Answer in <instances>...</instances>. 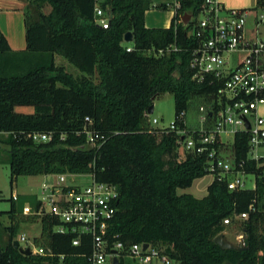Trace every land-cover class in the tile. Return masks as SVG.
I'll return each mask as SVG.
<instances>
[{"label":"trees","instance_id":"16d2710c","mask_svg":"<svg viewBox=\"0 0 264 264\" xmlns=\"http://www.w3.org/2000/svg\"><path fill=\"white\" fill-rule=\"evenodd\" d=\"M204 1L103 0L110 16L103 28L96 22L95 0H30L37 17L27 15L25 50H12L0 29V133L9 134L0 147L10 156L12 186L20 175L91 172L116 185L120 196L110 229L116 241L165 246L180 264H264V158L249 156L247 131L235 133L233 157L237 165L243 162L238 170L255 174L254 188L231 190L227 176L216 175L203 198L178 193L209 173L206 154L185 149L181 158L184 138L178 132L187 129L192 96L216 92L192 78L193 21L182 22L185 14L196 17ZM257 6L264 9V0ZM153 7L174 9L169 27L146 26L145 13ZM129 31L134 41L126 43ZM171 44L179 49L158 55ZM56 55L77 73L57 64ZM167 93L174 97V128H155L149 109ZM17 104L33 105L34 111L17 112ZM87 117L89 127L105 136L100 147L87 143ZM34 133L51 138L36 141ZM217 144L223 151L220 138ZM28 200L36 203V197L12 196L11 209L0 211L12 222L6 227L10 242L0 245V264H91L90 247L74 246L71 234L52 232L58 221L46 217L35 243L56 256L24 255L14 248L21 223L30 220L22 213ZM243 213L245 248L221 247L214 238L223 232L224 219Z\"/></svg>","mask_w":264,"mask_h":264},{"label":"built area","instance_id":"2783aa9c","mask_svg":"<svg viewBox=\"0 0 264 264\" xmlns=\"http://www.w3.org/2000/svg\"><path fill=\"white\" fill-rule=\"evenodd\" d=\"M102 1L95 0L96 22L103 28H108L110 16L101 7ZM251 12V9L246 8H227L221 0H205L198 14L200 16L194 21L192 17L193 24L189 32V36L196 42L191 50L192 78L198 83L207 82L216 87L210 109L200 107V111L206 112L201 120L212 118L215 121L207 129H182L178 132L183 135L184 149L206 154L207 170L214 177L227 176L231 190L246 188L245 181L239 176L245 173L237 169L238 166H243V162L237 165L233 156H223V151L217 144L219 138L222 143L226 142L223 134L232 133L235 136L239 130L247 131L250 135L249 156L256 160L264 158V155L257 152L264 147V116L260 113V108L264 106V36L259 38V27L264 25V14L256 15V36L248 39L247 23ZM178 49L171 44L159 49L158 55ZM180 116L184 117L185 113ZM245 118L249 121L250 128H247ZM86 122L87 143L100 147L106 140L105 136L89 128V117ZM157 122L156 118L150 121L151 124ZM32 138L47 141L51 135L34 133ZM67 174H59L56 183L44 182L36 203H25L22 213L40 221L42 219L41 223L45 217L57 220L58 223L52 226V232L71 234L74 246H89L90 253L86 256L91 264H114L115 257L120 264L123 259L131 264H153L154 259L159 264L174 263L164 252L165 246L147 243L145 248L146 243L124 244L112 238L110 229L120 196L116 185L98 181L93 172L85 173L92 177L87 184L67 183ZM230 174L234 177L232 180L229 178ZM12 196L14 200L18 199L17 194ZM246 216V213L241 214V217ZM224 223H231V219H224ZM16 240L23 249L29 247L31 255L56 256L51 248L39 245L35 240L34 244H29L30 239L26 233H21Z\"/></svg>","mask_w":264,"mask_h":264},{"label":"rangeland","instance_id":"374dc122","mask_svg":"<svg viewBox=\"0 0 264 264\" xmlns=\"http://www.w3.org/2000/svg\"><path fill=\"white\" fill-rule=\"evenodd\" d=\"M176 0L166 1V4L174 3ZM221 2L227 8H246L251 9V16L248 19L247 23V35L248 39H254V26H255V18L256 15L261 16L264 14V9L257 6V0H221ZM155 5L156 3L153 2ZM165 3V2H164ZM162 4V3H157ZM32 15L37 17L36 10L32 8ZM48 11V8L44 9ZM151 15L153 17H158V19H165L167 14H171V19L174 16L173 8H158L153 7L149 9ZM30 13V11H29ZM197 15L196 17H199ZM196 17H193V21ZM264 36V25L259 27V38H263ZM127 43V42H126ZM241 56V55H240ZM59 65H63L69 72L77 73V69L67 62L63 57L58 56ZM213 96L209 95H193L186 111V126L188 130H200L207 129L209 126L214 124V119H209L207 121H202V115L206 114V112L200 111V107L203 106L207 109H210L211 104L213 102ZM15 111L21 113H32L34 111L33 105H25V104H17L15 106ZM208 113V112H207ZM260 113L264 116V106L260 108ZM175 104L174 97L172 94L167 93L159 98H157L154 102V111L149 114V119L156 118L158 119L157 123H152V126L155 128H171L175 121ZM90 128V127H89ZM8 133H0V143L5 146L3 141L8 139ZM223 138L226 141L224 143L223 156L226 158H232L233 149H234V135L232 133L223 134ZM184 147H181V158H184ZM258 154L264 155V147L258 149ZM184 153V154H183ZM10 156L7 151L0 147V211H9L11 209V197L14 194H17L18 197H40L41 186L44 182L56 183L59 180V174H46V175H20L13 186L11 184L10 179V165H9ZM213 174L207 173L206 175L197 178L192 185V191L195 197L203 198L207 195L208 186L210 182L213 181ZM245 181L246 188H254L256 176L255 174H240L239 175ZM229 178L232 180L234 177L232 174L229 175ZM92 177L89 174H70L68 173L66 176L67 183H81L87 184L90 182ZM182 192L183 190L180 189ZM31 203V200L26 201V203ZM32 204V203H31ZM244 217H236L234 221H231L229 224H224L223 233L227 236V238L241 245L244 240V231L242 229V221ZM42 219L41 221L38 219L30 218V220H26L21 223L16 238L18 239L21 233H26L30 239L29 244H34L33 240L36 237H41L42 235ZM12 222L10 221L7 214L0 216V245L6 246L10 242L9 232L6 227L9 226ZM57 229V228H55ZM25 244V243H22ZM153 264H159V261L154 259ZM173 264H177L174 262Z\"/></svg>","mask_w":264,"mask_h":264},{"label":"crops","instance_id":"0c3cea01","mask_svg":"<svg viewBox=\"0 0 264 264\" xmlns=\"http://www.w3.org/2000/svg\"><path fill=\"white\" fill-rule=\"evenodd\" d=\"M152 1L157 4L164 2L166 3V1L168 2L170 0H152ZM33 7L34 6L30 3V0H0V29L6 35L12 50L22 51L27 48V38H26L27 15H31V17L34 18V16L31 13ZM151 14L152 13H150L149 10H147L145 13L146 26L161 27V28L170 26L172 21L171 14L169 15L167 14V17L163 20L158 19V17H153V15ZM129 44L131 45V43ZM58 56L59 55H56V62H58ZM214 178L215 177L213 176V180ZM192 185L188 188H181L183 190L182 192L180 191V189H178V193L179 194L190 193L194 195L195 192L193 193L191 189ZM176 263L180 264L178 262Z\"/></svg>","mask_w":264,"mask_h":264},{"label":"water","instance_id":"95a60500","mask_svg":"<svg viewBox=\"0 0 264 264\" xmlns=\"http://www.w3.org/2000/svg\"><path fill=\"white\" fill-rule=\"evenodd\" d=\"M192 19V15L191 14H185L182 17V21L184 24H188ZM124 40L126 42H133L134 41V35L131 31L127 32L125 34ZM154 111V105H152L149 109V114L152 113ZM246 120V124H247V128H250V123L247 120V118H245ZM214 241L219 244L221 247L223 248H228V249H244V246L238 245L232 241H230L227 236L221 232L219 233L215 238ZM14 248L19 250L21 253H23L24 255H31L32 251L29 247H27L26 249H23L22 247H20L19 242L17 240H15L13 242ZM148 244L146 243L144 245L145 248H147ZM114 264H120L119 260L117 257L114 258Z\"/></svg>","mask_w":264,"mask_h":264}]
</instances>
